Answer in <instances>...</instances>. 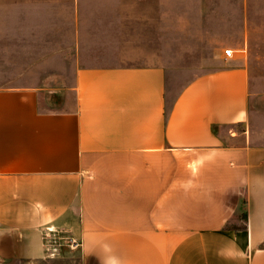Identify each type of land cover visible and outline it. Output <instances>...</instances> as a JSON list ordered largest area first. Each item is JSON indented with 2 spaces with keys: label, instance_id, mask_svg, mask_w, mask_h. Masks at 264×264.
<instances>
[{
  "label": "crops",
  "instance_id": "1",
  "mask_svg": "<svg viewBox=\"0 0 264 264\" xmlns=\"http://www.w3.org/2000/svg\"><path fill=\"white\" fill-rule=\"evenodd\" d=\"M90 2L62 0L51 30L74 47L71 88H0V264H264L246 63L226 58L174 95L163 65L128 58L132 25L99 47ZM49 227L80 246L51 255Z\"/></svg>",
  "mask_w": 264,
  "mask_h": 264
},
{
  "label": "rangeland",
  "instance_id": "2",
  "mask_svg": "<svg viewBox=\"0 0 264 264\" xmlns=\"http://www.w3.org/2000/svg\"><path fill=\"white\" fill-rule=\"evenodd\" d=\"M62 7V0H0V88L72 87L74 47L51 38ZM84 7L89 34L101 48L109 44L108 37L116 42L115 34L132 25L136 33L119 37L129 48L128 58L135 62L138 52L140 61L163 65L174 95L196 76L219 67L226 48L240 50L235 55L250 72L252 110L262 127L264 0H93ZM148 22L154 56L142 53Z\"/></svg>",
  "mask_w": 264,
  "mask_h": 264
},
{
  "label": "built area",
  "instance_id": "3",
  "mask_svg": "<svg viewBox=\"0 0 264 264\" xmlns=\"http://www.w3.org/2000/svg\"><path fill=\"white\" fill-rule=\"evenodd\" d=\"M225 59H231L235 56V51L231 48H226L224 50ZM46 246L48 247L49 251H51V255H56L59 253V247L62 244L69 245L72 249H76L80 246V241L68 236L64 231L56 230L53 227H49L46 229ZM59 240V242H57ZM66 241V242H62Z\"/></svg>",
  "mask_w": 264,
  "mask_h": 264
},
{
  "label": "trees",
  "instance_id": "4",
  "mask_svg": "<svg viewBox=\"0 0 264 264\" xmlns=\"http://www.w3.org/2000/svg\"><path fill=\"white\" fill-rule=\"evenodd\" d=\"M244 220L246 221V217L244 218Z\"/></svg>",
  "mask_w": 264,
  "mask_h": 264
}]
</instances>
